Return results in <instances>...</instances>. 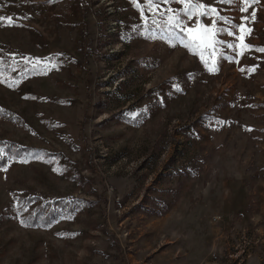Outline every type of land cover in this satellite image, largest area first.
<instances>
[{
	"label": "rangeland",
	"instance_id": "obj_1",
	"mask_svg": "<svg viewBox=\"0 0 264 264\" xmlns=\"http://www.w3.org/2000/svg\"><path fill=\"white\" fill-rule=\"evenodd\" d=\"M194 2L251 49L180 0H0V264H264V0Z\"/></svg>",
	"mask_w": 264,
	"mask_h": 264
},
{
	"label": "snow or ice",
	"instance_id": "obj_2",
	"mask_svg": "<svg viewBox=\"0 0 264 264\" xmlns=\"http://www.w3.org/2000/svg\"><path fill=\"white\" fill-rule=\"evenodd\" d=\"M134 6H137L138 9L143 13L145 10H154L159 8L160 3H168L171 2V0H143V3L146 5V8H139V0H132ZM181 3L184 5L183 9V14L187 16L189 19H192L194 15L199 13V15L204 16V17H214L213 22L210 26L203 25L199 20L197 21L198 28L200 32L203 34L199 39L203 40L206 39L207 37H211V46H214L216 44L222 43L221 41H218L215 39V37L218 34L221 33H226L227 35L230 36H235L236 32H239L240 35L237 36L236 38L240 41L239 45L236 44H227L226 47L232 48L233 50H236L237 48L240 49L236 54L237 56L243 55L245 50L251 49V45H248L244 43V35L248 34L250 35L252 32L251 28L246 27L245 22H251L256 19V12L253 10L251 13V17L249 18L248 16L242 17V23L240 25H234L232 21L228 20L225 17H222L219 15L218 10L214 7L204 5L203 3L199 2H194V0H180ZM221 2L232 5L233 3H240V11L241 12H247L249 7L252 5L256 4L259 2V0H221ZM172 11V10H169ZM224 23L229 25V28H218L217 23ZM3 23H7L10 26H14V21L12 20L11 17H2L0 16V25ZM168 23L169 25L173 27H179L181 28L182 31H185L186 33H194L196 31L195 28H187L185 25L182 24L180 20L177 19L176 16H169L168 18ZM169 39L173 40V47L176 46V43H181L185 48H188L190 51H193V48L198 47L197 45V38L193 37L191 40L188 42H185L184 40H176L175 37L170 36ZM215 50V49H214ZM257 51L264 52V48H259L256 49ZM193 54H196L193 51ZM201 60H204L203 55L201 54L200 56ZM40 61H36L35 64H40ZM50 63V62H49ZM52 67H55L53 64ZM47 70V68L45 69ZM210 71H215V68H209ZM244 69H241L243 71ZM255 71V68H252L249 70ZM0 156H3V151L0 150ZM22 225L25 226H31V225H26V222L21 220L20 221Z\"/></svg>",
	"mask_w": 264,
	"mask_h": 264
}]
</instances>
